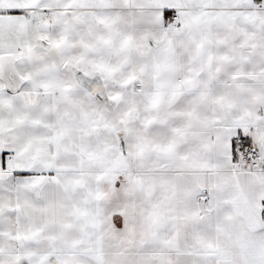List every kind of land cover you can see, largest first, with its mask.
<instances>
[{
	"label": "snow or ice",
	"instance_id": "6c2138e0",
	"mask_svg": "<svg viewBox=\"0 0 264 264\" xmlns=\"http://www.w3.org/2000/svg\"><path fill=\"white\" fill-rule=\"evenodd\" d=\"M0 264H264V0H0Z\"/></svg>",
	"mask_w": 264,
	"mask_h": 264
}]
</instances>
